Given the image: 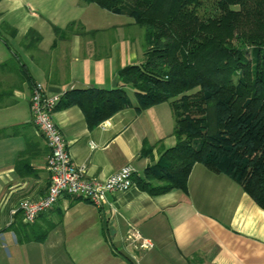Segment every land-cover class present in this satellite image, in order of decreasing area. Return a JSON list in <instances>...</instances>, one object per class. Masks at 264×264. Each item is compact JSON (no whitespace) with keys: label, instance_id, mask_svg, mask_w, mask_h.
<instances>
[{"label":"crops","instance_id":"0c3cea01","mask_svg":"<svg viewBox=\"0 0 264 264\" xmlns=\"http://www.w3.org/2000/svg\"><path fill=\"white\" fill-rule=\"evenodd\" d=\"M1 2L2 31L18 52L6 45L7 57L0 56V264H264V211L230 178L201 164L192 166L185 193L150 196L133 183L106 194L101 208L63 195L32 224L11 214L20 201L42 198L49 180L48 150L28 111L31 83L59 101L72 90L117 88V72L142 62L143 42L129 35L97 40L96 32L131 28L132 21L113 20L103 28L105 14L79 0ZM5 14L13 19L2 21ZM29 29L40 40L24 48ZM123 90L133 105V90ZM163 104L139 114L125 108L93 129L76 106L54 108L51 119L85 179L104 181L126 166L142 179L161 150L174 144L170 108ZM143 141L152 146L144 157ZM132 228L150 249L132 248Z\"/></svg>","mask_w":264,"mask_h":264},{"label":"trees","instance_id":"16d2710c","mask_svg":"<svg viewBox=\"0 0 264 264\" xmlns=\"http://www.w3.org/2000/svg\"><path fill=\"white\" fill-rule=\"evenodd\" d=\"M79 1L140 28L143 60L117 72V88L68 91L55 108L78 107L93 129L125 108L139 114L167 103L174 144L132 183L150 196L185 193L192 166L201 164L264 211V0ZM39 40L29 29L21 45ZM124 86L133 90V105ZM151 149L143 141L140 156Z\"/></svg>","mask_w":264,"mask_h":264},{"label":"built area","instance_id":"2783aa9c","mask_svg":"<svg viewBox=\"0 0 264 264\" xmlns=\"http://www.w3.org/2000/svg\"><path fill=\"white\" fill-rule=\"evenodd\" d=\"M58 101V95L46 96L39 83L32 84L28 111L33 126L48 150L46 171L49 180L42 198L37 201L22 200L11 211V214L20 213L23 224H32L39 214L51 208L63 195L79 198L95 208H101L106 203V194L123 192L133 186V170L129 166L121 168L104 181L84 178V169L72 164L66 144L52 122L51 115ZM127 240L134 249L151 248L150 242L133 228L128 231Z\"/></svg>","mask_w":264,"mask_h":264},{"label":"rangeland","instance_id":"374dc122","mask_svg":"<svg viewBox=\"0 0 264 264\" xmlns=\"http://www.w3.org/2000/svg\"><path fill=\"white\" fill-rule=\"evenodd\" d=\"M0 11L3 10V6L5 7V3L1 2L0 3ZM92 8H95V10H97L98 12H103V14H105L104 18L99 22L100 23V26H102L103 28H105L106 25H108V23H113L112 21L115 20V21H131L129 18H126V17H114L113 15L109 14V13H106L104 11H101L99 10L98 8L96 7H92ZM117 18H121V19H117ZM2 19V17H1ZM0 19V21H1ZM4 20L2 21H8L10 22L13 18H10L8 17L7 14H5V16L3 17ZM2 23H0V56L1 57H5L7 54H8V51L7 49L5 48L6 45H8V47H10L11 49H13V51L15 52H18V49L16 48V42L13 40H10L8 38V36H5L2 29ZM119 35H129V36H132L135 40L139 41L142 43L143 42V32L140 28L136 27L135 25H132L131 28H121V29H117L116 31L115 30H112V29H107V30H101V31H98L96 32V36L95 38L97 40H99V38H101L102 36H109V37H115V36H119ZM8 42L6 44V42ZM6 54V55H5ZM5 55V56H4ZM248 57V54L246 55ZM0 57V59H1ZM7 57V56H6ZM4 59V58H2ZM2 61V60H0ZM10 67V66H9ZM1 70V69H0ZM5 70V69H4ZM3 81H6V77L2 78ZM131 97V95H129ZM168 104L167 103H164L163 106H167ZM169 106V105H168ZM20 107V105L18 106V108ZM171 112V110H170ZM173 126V117H172V114L170 115V119L167 123V129H168V133L169 131H171V127Z\"/></svg>","mask_w":264,"mask_h":264}]
</instances>
